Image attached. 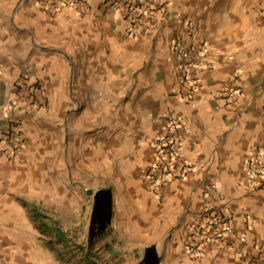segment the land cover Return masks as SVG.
I'll return each mask as SVG.
<instances>
[{
  "label": "crops",
  "instance_id": "1",
  "mask_svg": "<svg viewBox=\"0 0 264 264\" xmlns=\"http://www.w3.org/2000/svg\"><path fill=\"white\" fill-rule=\"evenodd\" d=\"M164 1L165 15L138 24L131 35L120 0L56 10L40 0H0V129L12 116L23 124L19 156H0V264L33 263L37 231L26 197L32 196L35 157L43 159L37 166L48 191L53 149L57 172L88 166L104 173L99 189L110 197L111 222L152 232L165 252L184 254L185 263L247 264L264 253V187L253 186L245 169L247 158L264 149V0ZM182 16L210 42L211 65L199 72L196 107L173 93L179 67L171 43L184 30ZM235 75L242 95L225 102L220 88ZM34 86L39 106L22 95ZM15 96L19 112L6 110ZM70 99L77 111L66 120ZM169 114L181 119L177 162L191 169L157 191L145 172ZM210 182L219 189L205 195ZM209 202L232 217L246 240L210 244L193 258L186 248L189 228Z\"/></svg>",
  "mask_w": 264,
  "mask_h": 264
},
{
  "label": "built area",
  "instance_id": "2",
  "mask_svg": "<svg viewBox=\"0 0 264 264\" xmlns=\"http://www.w3.org/2000/svg\"><path fill=\"white\" fill-rule=\"evenodd\" d=\"M112 1V0H111ZM114 1V0H113ZM116 1V0H115ZM124 5L125 17L128 20V32L136 34V26L146 21H153L165 15L164 0H120ZM48 10H56L67 4H73L79 9H87L90 0H40ZM184 30L171 43V48L178 60V86L173 93L179 96L191 107L200 103L202 86L199 72L210 67V42L206 38L197 37L196 22L187 17H180ZM26 82V79L25 81ZM25 84V83H24ZM243 86L238 75L220 88V97L225 102L233 101L242 95ZM39 89L34 86L22 93L29 104H38ZM19 112V99H11L7 109ZM10 121L0 129V156L15 159L19 156L23 145V124L18 116L10 117ZM181 119L175 114L167 117L166 131L159 133L153 140V159L145 177L151 187L163 191L175 177H186L191 166L187 162L178 164L179 135L177 129ZM245 169L250 183L255 187H264V149H256L245 162ZM219 189L217 182H210L205 195H211ZM163 194V193H161ZM239 238L245 241L244 235H238L232 223V217L217 207L213 202L205 205L203 211L194 219L189 228L187 252L193 258L199 257L210 244L229 245L230 239ZM256 258H251L247 264H264V253L259 250Z\"/></svg>",
  "mask_w": 264,
  "mask_h": 264
},
{
  "label": "rangeland",
  "instance_id": "3",
  "mask_svg": "<svg viewBox=\"0 0 264 264\" xmlns=\"http://www.w3.org/2000/svg\"><path fill=\"white\" fill-rule=\"evenodd\" d=\"M37 101L39 106L40 94ZM69 103L64 110L66 120L77 111L73 99ZM57 137L58 142L63 143L61 136ZM70 139L66 123V152ZM55 151H49L47 192L41 187V172L37 166L41 157L34 158L32 196H27L26 201L29 208L37 205L43 214L58 218L72 241L66 247L53 236L51 230L48 229L47 233L40 230L39 220L32 216L34 229L37 231L33 241L32 264H208L201 259H187L189 262L185 263L184 254L165 252L162 242L152 232L144 234L143 228L138 231L129 229L127 224L120 227L111 221L105 226L101 216L107 192L99 189L100 186H105L104 173L90 172L88 166H82L79 173L72 172V167L70 170L66 169L65 173L57 172L55 165L51 163L56 159ZM67 159L71 161V158L66 157V163ZM94 191L100 194L99 202Z\"/></svg>",
  "mask_w": 264,
  "mask_h": 264
},
{
  "label": "trees",
  "instance_id": "4",
  "mask_svg": "<svg viewBox=\"0 0 264 264\" xmlns=\"http://www.w3.org/2000/svg\"><path fill=\"white\" fill-rule=\"evenodd\" d=\"M26 204L28 205V202L26 201ZM30 206V205H29ZM34 208V210H33ZM30 210L32 212V216H35L39 220V228L42 231L48 232V229L52 231L53 236L62 244H64L66 247L70 246V242L72 239L69 237V232L64 229L62 223L60 220L56 217H49L46 214H43L41 208H39L37 205H32L30 206ZM111 216V202H110V197L107 193L105 202H104V207L102 211V222L104 223L105 226H108L110 223V218Z\"/></svg>",
  "mask_w": 264,
  "mask_h": 264
},
{
  "label": "water",
  "instance_id": "5",
  "mask_svg": "<svg viewBox=\"0 0 264 264\" xmlns=\"http://www.w3.org/2000/svg\"><path fill=\"white\" fill-rule=\"evenodd\" d=\"M95 192V194L97 193V191H94ZM97 199H98V202L100 201V199H101V197H100V194L99 193H97Z\"/></svg>",
  "mask_w": 264,
  "mask_h": 264
}]
</instances>
